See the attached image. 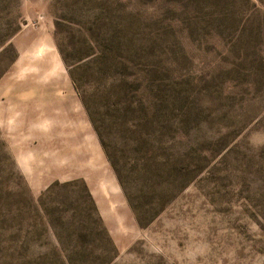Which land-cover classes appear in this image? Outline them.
Segmentation results:
<instances>
[{
    "label": "rangeland",
    "instance_id": "rangeland-1",
    "mask_svg": "<svg viewBox=\"0 0 264 264\" xmlns=\"http://www.w3.org/2000/svg\"><path fill=\"white\" fill-rule=\"evenodd\" d=\"M0 264H264V0H0Z\"/></svg>",
    "mask_w": 264,
    "mask_h": 264
}]
</instances>
